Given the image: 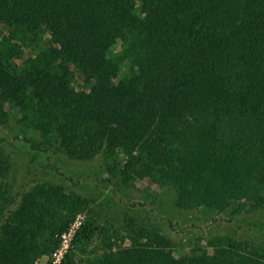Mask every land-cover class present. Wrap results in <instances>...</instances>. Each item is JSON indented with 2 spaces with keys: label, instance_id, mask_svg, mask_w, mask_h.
Listing matches in <instances>:
<instances>
[{
  "label": "trees",
  "instance_id": "trees-1",
  "mask_svg": "<svg viewBox=\"0 0 264 264\" xmlns=\"http://www.w3.org/2000/svg\"><path fill=\"white\" fill-rule=\"evenodd\" d=\"M140 5L136 14V0H0V127L15 112L44 140L0 133V144L46 155L60 176L51 141L73 160L123 155L183 211L263 207L264 0ZM24 46L39 49L31 57ZM9 169L0 147V264H35L82 203L37 184L13 208ZM129 228L130 246L107 245L86 264H264V247L235 241L175 258L155 230ZM101 235L87 219L60 264H80Z\"/></svg>",
  "mask_w": 264,
  "mask_h": 264
},
{
  "label": "rangeland",
  "instance_id": "rangeland-1",
  "mask_svg": "<svg viewBox=\"0 0 264 264\" xmlns=\"http://www.w3.org/2000/svg\"><path fill=\"white\" fill-rule=\"evenodd\" d=\"M139 11L140 8L136 7L135 13L139 14ZM14 45L18 47L19 44L13 41L9 46ZM120 47L114 51L120 53ZM24 48L25 54H31V57L39 49L33 46L32 52L26 46ZM128 66V63H124L122 70L128 72ZM12 113L8 118L9 128L0 127V133L7 140L18 135L39 143L44 141L38 133L23 126L15 112ZM10 146L0 144L10 163L6 180L9 196L14 199L13 208L22 194L37 184L59 185L65 194L80 199L82 203L67 230L56 237L57 246L43 254L35 264L57 263L59 252L63 254L73 245L72 236L69 235L73 223L77 221L83 224L90 218L101 227L102 235L78 253L80 264H86L90 257L102 253L107 245H112L113 250L130 246L129 226L155 230L165 238L175 258L212 253V245L230 241L242 242L240 245L250 251L264 247V234L261 232V229L264 231V206L251 208L248 204L245 210L238 213L234 212L235 205L223 212L206 208L183 211L175 206V194L169 186L155 184L144 177L140 170L133 171L131 167H126L123 155L73 160L59 152L51 141L45 146L49 148L51 162H55L60 176L48 166L50 160L46 155L35 154L20 142L15 147ZM167 220L173 224L172 228Z\"/></svg>",
  "mask_w": 264,
  "mask_h": 264
},
{
  "label": "built area",
  "instance_id": "built-area-1",
  "mask_svg": "<svg viewBox=\"0 0 264 264\" xmlns=\"http://www.w3.org/2000/svg\"><path fill=\"white\" fill-rule=\"evenodd\" d=\"M81 224H82L81 222H78V223H77V221H75V222L73 223V225H72L70 231H69V235L73 236V233L75 232V230H76ZM66 251H67V249L64 250V253H65ZM64 253H63V254H64ZM63 254H62V252H59L60 259H59L58 261H56L57 263H55V264H60V260H61V258H62V256H63Z\"/></svg>",
  "mask_w": 264,
  "mask_h": 264
},
{
  "label": "clouds",
  "instance_id": "clouds-1",
  "mask_svg": "<svg viewBox=\"0 0 264 264\" xmlns=\"http://www.w3.org/2000/svg\"><path fill=\"white\" fill-rule=\"evenodd\" d=\"M140 6V0H136V7L139 8Z\"/></svg>",
  "mask_w": 264,
  "mask_h": 264
}]
</instances>
